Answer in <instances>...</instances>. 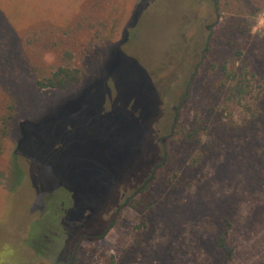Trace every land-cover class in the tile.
Wrapping results in <instances>:
<instances>
[{"label":"rangeland","instance_id":"obj_1","mask_svg":"<svg viewBox=\"0 0 264 264\" xmlns=\"http://www.w3.org/2000/svg\"><path fill=\"white\" fill-rule=\"evenodd\" d=\"M215 1L0 0V110L12 101L18 110L0 155V264H72L68 246L55 252L58 227L33 222L63 174L81 182L82 169L132 161L131 149L114 154L121 144L110 133L138 123L156 91L162 110L179 114L181 130L200 122L205 160L191 163L200 150L186 137L168 140L178 175L161 173L133 202L105 212L114 225L105 238L83 241L78 264H223L214 238L226 216L229 264H264V0ZM208 38L189 93L183 86L171 94L172 84L195 69ZM66 52L86 78L69 89L39 88L36 79ZM224 61L255 73L259 99L251 110L231 104L222 111ZM141 131H131L132 144ZM75 195L61 219L66 231L88 214L85 194Z\"/></svg>","mask_w":264,"mask_h":264},{"label":"trees","instance_id":"obj_2","mask_svg":"<svg viewBox=\"0 0 264 264\" xmlns=\"http://www.w3.org/2000/svg\"><path fill=\"white\" fill-rule=\"evenodd\" d=\"M218 3V0L215 1ZM210 38V36H209ZM206 39L201 53L200 61L195 69L188 73L181 83H174L170 89V93L176 94L178 90L183 89L186 95L189 93L191 84L199 71V68L207 59L210 50V40ZM240 54V53H239ZM66 57L56 68L49 74L36 79V84L41 89H69L76 87L86 78L87 71L70 61V53H65ZM183 63V61H182ZM181 69V68H180ZM222 80L219 83V90L223 94L222 111L229 109L231 104L243 106L251 110L259 97L255 94L254 76L247 64L237 65L229 61H224L220 67ZM255 94V95H254ZM151 109H145V113L138 123L125 125L123 131L119 134L111 132V135H117L121 144L120 148L114 153L123 152L131 149L132 161L125 167L119 166L117 163L108 162L106 157L102 160L108 162L105 166H98L90 173L81 170L84 178L79 181H69L65 178L66 174L59 179L60 181L52 190L46 200V209L42 216L33 222L34 228L45 224V228L56 226L58 233L57 239L60 245L57 246L58 252L62 247L68 246L72 254V264H78L81 246L84 240L96 241L105 238L107 231L114 225V216L105 221L102 215L105 212L113 211L125 204L134 201L136 194H144L152 186V182L158 175H165L166 171L176 169L181 163H178L177 153L171 152L168 140L172 138L186 137L188 141L196 143L199 153L192 155V164L202 163L205 160L207 149L203 150L204 144L201 139V124L194 122L192 128L188 131L180 129L179 114H175L172 118L169 111H163L161 108L162 99L158 97V91L154 94ZM254 110V109H253ZM256 110V109H255ZM178 111V109L176 110ZM254 112V111H253ZM18 114L16 102L12 101L0 110V155L5 151L9 138L14 130L15 120ZM155 124V127L154 125ZM156 125L158 126L156 128ZM141 131L142 139L137 145L132 144L129 137L131 131ZM116 144V143H115ZM114 144V145H115ZM113 148V145L111 146ZM111 153L112 157H117ZM113 160V159H111ZM20 172V170L18 171ZM164 172V173H163ZM65 173V172H64ZM177 176V169L174 172ZM105 176L106 180L101 183V177ZM92 177L94 181L92 182ZM261 182V175L259 177ZM264 190V182H261ZM126 192L122 197L120 190ZM84 193L85 208H87V216L79 225H75L71 230H64L61 219L74 202L79 199L75 194ZM78 198V199H77ZM78 202V201H77ZM64 211V212H63ZM114 212V211H113ZM226 223V225H225ZM232 226L230 217H225L222 230L215 236L214 243L220 252L225 256L223 264H229L233 259L234 247L229 240V231ZM32 245L37 249L38 255H41L45 248L41 245L39 235L35 230L31 232ZM54 253V252H53Z\"/></svg>","mask_w":264,"mask_h":264},{"label":"clouds","instance_id":"obj_3","mask_svg":"<svg viewBox=\"0 0 264 264\" xmlns=\"http://www.w3.org/2000/svg\"><path fill=\"white\" fill-rule=\"evenodd\" d=\"M260 24H264V19L260 21ZM253 31H256V27L253 28Z\"/></svg>","mask_w":264,"mask_h":264}]
</instances>
